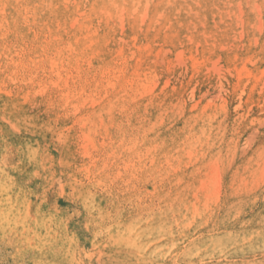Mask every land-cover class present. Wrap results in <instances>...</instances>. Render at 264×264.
Listing matches in <instances>:
<instances>
[{
    "label": "rangeland",
    "instance_id": "1",
    "mask_svg": "<svg viewBox=\"0 0 264 264\" xmlns=\"http://www.w3.org/2000/svg\"><path fill=\"white\" fill-rule=\"evenodd\" d=\"M0 264H264V0H0Z\"/></svg>",
    "mask_w": 264,
    "mask_h": 264
},
{
    "label": "bare ground",
    "instance_id": "2",
    "mask_svg": "<svg viewBox=\"0 0 264 264\" xmlns=\"http://www.w3.org/2000/svg\"><path fill=\"white\" fill-rule=\"evenodd\" d=\"M28 21V20H27ZM5 34V33H4ZM250 41V40H249ZM26 42V41H25ZM33 46V45H32ZM29 48V47H28ZM88 49L89 48H91V47H87ZM23 51V50H22ZM26 52H27V50H26ZM49 53V52H48ZM20 56V55H19ZM32 57V56H31ZM26 58H27V56H26ZM191 58V57H190ZM43 59V58H42ZM27 60V59H26ZM25 60V61H26ZM31 61V60H30ZM18 63V62H17ZM14 64V63H13ZM114 68V67H113ZM49 70V69H48ZM19 73V72H18ZM22 73V72H21ZM82 73V72H81ZM224 73V72H223ZM30 75V74H29ZM121 75V74H120ZM119 75V76H120ZM46 76V75H45ZM31 77V76H30ZM50 78V77H49ZM71 78V77H70ZM133 78V77H132ZM142 78V77H141ZM152 78V77H151ZM53 80V79H52ZM63 82V81H62ZM126 82H127V79H124V81H122L121 83H120V85L121 86H124V84H126ZM38 83V82H37ZM40 85H42V84H40ZM52 89V88H51ZM65 90V89H64ZM84 91V90H83ZM252 91V90H251ZM144 92V91H143ZM98 93V92H97ZM133 94V93H132ZM88 95V94H87ZM145 95V94H144ZM66 96V95H65ZM73 102V101H72ZM79 107V106H78ZM64 113V112H63ZM72 115V114H71ZM125 120V119H124ZM125 132V131H124ZM107 139V138H106ZM117 157V156H116ZM120 167H121V165H120ZM94 171V170H93ZM129 171V170H128ZM123 176V175H122ZM115 178H116V176H115ZM120 178V177H119ZM94 189V188H93ZM111 201V200H110ZM101 253V252H100Z\"/></svg>",
    "mask_w": 264,
    "mask_h": 264
}]
</instances>
